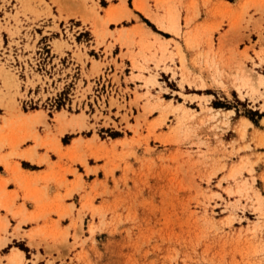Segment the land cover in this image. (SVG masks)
Returning <instances> with one entry per match:
<instances>
[{"label":"rangeland","instance_id":"1","mask_svg":"<svg viewBox=\"0 0 264 264\" xmlns=\"http://www.w3.org/2000/svg\"><path fill=\"white\" fill-rule=\"evenodd\" d=\"M254 7L262 17L177 32L187 58L142 15L114 35L125 5L106 19L95 0H0V120L42 109L45 141L78 136L38 145L67 161L64 192L4 251L23 249L22 264H264V1ZM62 109L81 125L60 131Z\"/></svg>","mask_w":264,"mask_h":264},{"label":"crops","instance_id":"2","mask_svg":"<svg viewBox=\"0 0 264 264\" xmlns=\"http://www.w3.org/2000/svg\"><path fill=\"white\" fill-rule=\"evenodd\" d=\"M95 1L102 8L100 10V15L102 16L106 14L105 10L111 6H114V14L120 15L118 10L122 9L124 5L126 6L127 9L123 10L125 17L120 15L118 21L111 20L108 22V28L113 31L114 35L121 33L115 32V30H119L122 27L125 28L124 32L128 34V30L134 25H145L141 20L142 15L150 19L159 30L166 33L167 35L162 34L166 39L177 40L188 58L189 50L185 46L183 38L176 36L177 32L185 34L189 30L190 33L188 34H192L200 27V33H202L204 26L208 27L211 23H218L223 17V13L226 12H248V15L252 13L254 18L262 17L258 12H255L254 4L264 0H138L139 6L134 4V0H124L123 3L122 0ZM118 6L120 8H115ZM53 10H56V7H53ZM149 13L161 19L162 23L154 20ZM27 17L32 18L29 14ZM137 17L140 19L137 20ZM172 18L175 19L174 22L171 21ZM21 19L26 21V18L22 17ZM188 19L191 20L187 25L186 20ZM126 20L130 22L122 26L118 25V22L122 23ZM48 22H51V20ZM175 22H177L179 27L177 32L173 30ZM214 35H216V32H214ZM169 43L173 47V42ZM117 46L120 49V46L115 44V47ZM14 118L15 115L9 113L3 118L4 120H0V257L8 255L14 249H18L25 258L24 250L16 245H12L7 251H4L14 239L27 240L23 236L10 237V233L13 232V228L18 224L22 230H29L35 227L33 222L25 221L24 219L34 220L40 217L47 204L51 203L52 197L63 193L65 187V183L62 182V167L67 161L64 158H60L55 152L47 151L44 147L38 145H57V148H60L61 145L63 147L66 145L70 146L73 139L78 136H72L69 143H63L62 137L67 130L57 135V141H45L49 139L50 132H47L41 126L38 127L36 132L35 127L38 122L22 124V127L12 134L10 132L13 123L9 122H12ZM48 123L51 125V132L60 127L58 124L53 126L55 125L54 122L48 121ZM28 133L32 135H27ZM15 137L18 138L16 143H14ZM22 140L26 141L20 144L19 142H22ZM66 176L68 181L73 179V176L68 174ZM21 220L25 222H21ZM38 220V224H40L41 218ZM31 235V233H28V238ZM7 238L9 239L7 240Z\"/></svg>","mask_w":264,"mask_h":264},{"label":"bare ground","instance_id":"3","mask_svg":"<svg viewBox=\"0 0 264 264\" xmlns=\"http://www.w3.org/2000/svg\"><path fill=\"white\" fill-rule=\"evenodd\" d=\"M124 2V0H122V3ZM134 4L136 6H139L138 0H134ZM124 10V9H123ZM114 6H111L109 8L106 9V19H117L119 18L118 16H116L114 14ZM149 15L151 17H153L154 20H156L159 23H162V20L157 18L155 15H153L152 13H149ZM178 25L177 22H175V24H173V30L175 32L178 31ZM251 77L255 76L254 74L250 73ZM259 79L262 80L264 79L263 75H259ZM8 83H11V80L8 79ZM12 114L15 115V118L12 120V122L9 123H17L18 125H22V124H32L35 122H41V123H46V117H45V113L42 109H36L34 111H22V110H18L15 112H11ZM65 110H59L57 112V120L61 125L60 131L67 129L68 126H72L74 125V122H78L81 125V120H82V115L80 113H76L75 115H73L71 118H67L65 117ZM3 118H5V115L3 116ZM245 120V119H244ZM6 122V120H5ZM31 133H28L27 135H30ZM32 135V134H31ZM264 143V141H263ZM7 261L10 264H22L24 261V256L21 253V251H19L18 249H14L13 251H11L8 255H6Z\"/></svg>","mask_w":264,"mask_h":264}]
</instances>
